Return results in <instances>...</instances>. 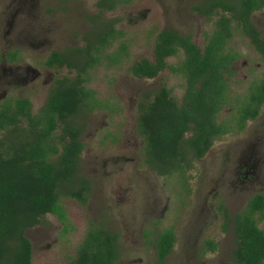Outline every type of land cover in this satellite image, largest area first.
<instances>
[{
  "label": "flooded vegetation",
  "instance_id": "obj_1",
  "mask_svg": "<svg viewBox=\"0 0 264 264\" xmlns=\"http://www.w3.org/2000/svg\"><path fill=\"white\" fill-rule=\"evenodd\" d=\"M8 1L0 11L4 15L3 23H0L6 27L2 33L4 47L0 49V88L5 87L0 91V108L3 107V104L10 101L15 103L16 101L26 100L29 111L17 113L18 118L21 120L19 124L23 126L27 124V117L24 115H31L35 121L40 115H65L64 119L69 121L73 126L71 133L76 136V140L81 146L76 172L77 181L80 178H85L90 183L85 175L79 173L83 152L88 145L84 139V132L87 128L92 131V137H99L97 142L98 146L118 145V153L111 155L105 160L101 159L103 167L107 166V163H112L115 167L114 171H118L125 169L127 163H133L130 169L132 171L138 169V166L141 164L145 169L154 172L163 180L171 178L158 174L147 163L146 139L139 132L137 120L139 115L142 114L143 108L146 107L147 110L148 105L155 100V95L163 87L170 90V96L179 105L182 103V98L185 96L188 86V76L184 73L191 70L189 68H191L194 61L196 64L204 61L209 66V69L219 71L221 73V79L227 88V104L217 113L216 121L217 123L226 122L230 130L221 133L217 138L231 133L233 130H242L249 121H255L261 115H264V100L258 104L257 102H253L252 106L257 109L253 117H250V114L240 111L245 101L250 102L253 99V94L256 92L254 89L258 86L264 74V50L257 48L256 44L257 40L258 42H264V4L253 8L248 17L242 15V9L244 10L246 4L249 2L255 1L254 3L259 5L263 0H186L187 12L177 18L174 27L162 25L157 31L150 33V36L153 35L152 38L154 40L151 54L133 60L126 68V71L131 77L138 80L154 79L164 71L171 73L175 77H181L184 80V92L182 96L180 98L175 96L172 88L166 83L156 88L141 90L139 95H136L129 104L128 115H117L121 109L119 105L110 100L98 97L92 87L90 76L92 72L99 69L102 65L106 68L117 69L116 67L119 64L128 61L130 51L126 32L121 27L120 20L117 17H107L106 13L115 11L120 5L131 4L133 0L121 3L114 9L107 11H101L96 6L97 0H95L93 11L86 16L81 15L79 18L80 24L82 25L86 21L87 28L80 27L79 21L76 23L77 26L75 28L68 27L67 24V32L61 35L62 37L68 36L66 45L63 47H60L58 38H51L53 33L51 32L50 26L43 19L41 21L38 20L39 0ZM60 1L61 4L55 7L58 9L52 10L51 8L45 10L44 16L48 20L55 19L56 13H64L68 0ZM14 3L16 8L13 7ZM148 13V9L141 13L142 18L145 19ZM17 14L22 17H19V23L15 27L14 23ZM225 20H228V27H230L229 34H227L226 28L224 27ZM145 37L149 38L148 32ZM161 38L172 39L174 42L173 54L164 57L166 64L153 77H138L134 75L130 68L136 62H156L155 48L158 43L161 44L163 42ZM69 41L70 43H68ZM233 42L244 44L252 54L256 55V58L251 59L247 53L233 46ZM25 43L29 46L28 56L25 54L27 52L21 49V45ZM187 44L190 45L189 48L186 46ZM212 45L215 48H209ZM112 47H114V50L111 49ZM38 49H40L39 53L36 52ZM258 70H261L259 71V75H255ZM247 78L249 80L247 85L242 89L243 93L233 96L230 93L232 85L239 84V81L245 82ZM196 85L197 87L201 86L200 82L196 83ZM25 86L32 89H40L41 93L38 96H33L32 92V94L27 95H16L12 99L7 98L10 87L20 89ZM70 86L77 88L78 97L75 106L69 111L68 109L64 112L50 111L51 107L49 103L51 97L57 91ZM84 87L91 90V95L87 98L83 96ZM258 98L259 96L256 97L255 101ZM133 109L134 112H132ZM223 110H229L227 112L229 117L220 119V114ZM100 111H104L105 114L99 115ZM241 115L247 116L243 121V127L240 128L238 119ZM57 124L61 125V121H57ZM54 133L59 135L61 133L60 127H57ZM191 134V130L184 133L185 136H190ZM217 138L213 139L212 144ZM212 144L201 157H192V164L196 160L203 158L211 149ZM57 146L61 149L60 143ZM247 146L248 144H246ZM255 153L256 148L253 146V152L248 151L246 155H242L243 153L240 151L239 154H241V157L237 154L236 158L233 159L231 163L232 170H228V172L231 174L229 182L234 189L250 191L259 183L257 169L262 160L260 157L255 156ZM193 168H190V170ZM190 170L185 171L184 178H186V182L180 184L184 188L183 193H188L190 190L187 186V182L191 177L189 175L191 174ZM174 177L179 178V176ZM129 190L130 188L127 187L124 191H120V201H127V196L123 198V195L128 194L127 191ZM89 193L90 184L87 196ZM255 194H261L264 197V187L261 190H257L253 196ZM146 197V207L137 211L136 214L126 212V210V213L120 212L119 214L123 218L121 224L122 229H126L128 236L122 235L119 230L113 229V225L109 223L107 224L103 221L93 223L94 227L98 229L103 228L115 237L111 249L115 253L114 264H123V253L120 244L121 238H125L127 242H132L135 247H142L145 251L153 248L156 264L164 262L169 254L173 252L175 246L184 242V230H176L173 224L167 227L161 225L166 213L169 211V197L167 196L165 199H162V196L158 193L152 196L147 194ZM217 198H219L218 188H215L211 203L207 204L205 209H202V213L205 212V214L200 216V219L203 220L206 213L209 212L211 219L204 224V226H209L211 221L213 222L221 218L223 222L220 224V228L224 232L225 229H222V226L229 220L228 207L222 201H218L215 204ZM62 199L80 201L75 197L67 196L60 199V204L67 218V212ZM85 202L80 203L85 204ZM126 215L129 216L125 218ZM45 216H54L58 219L56 214L49 213ZM116 216L115 214L114 219ZM66 218L64 222L60 221L63 225H68ZM200 224L201 221L199 220L196 226L199 227ZM40 225L38 224L34 228ZM165 229H172L175 238L172 251L162 260H159L156 241L160 233ZM192 242L195 243L193 257L196 261L201 262L205 258L215 257L213 255L219 253L220 241L212 235L208 234L206 236L203 227H200L198 232L194 233ZM81 243L82 241L76 247L74 254L68 256V264H87L84 261V257L77 254ZM33 248L34 245L32 243V263L38 264L33 261ZM231 257L232 253L225 260L219 256L216 262H219L218 264H231ZM173 264L182 263L177 262Z\"/></svg>",
  "mask_w": 264,
  "mask_h": 264
},
{
  "label": "trees",
  "instance_id": "obj_2",
  "mask_svg": "<svg viewBox=\"0 0 264 264\" xmlns=\"http://www.w3.org/2000/svg\"><path fill=\"white\" fill-rule=\"evenodd\" d=\"M128 1L97 0L96 6L107 11ZM254 2L242 9L243 16L248 17L253 8L264 4V0L259 5ZM224 27L229 34L228 20ZM161 39L163 42L155 48L156 62H136L130 68L134 75L153 77L166 64L164 57L173 54L174 42ZM256 44L264 50V42L257 40ZM189 69L184 73L188 76V86L180 105L170 96V90L163 87L137 120L139 132L146 139L147 163L166 177L184 178L185 171L192 167V157H201L213 139L230 130L226 122L216 121L217 113L227 104V88L221 73L209 69L204 61L198 64L194 61ZM198 82L201 86L197 87ZM76 90L70 86L57 91L51 97L50 111L71 110L77 101ZM254 90L253 99L245 101L240 108L250 117L257 110L253 102L264 100V74ZM90 95L91 90L84 87L83 96ZM26 111H29L26 100L7 102L0 108V264H33L32 243L25 231L41 224L49 213L64 222L66 215L60 199L67 196L85 202L89 191L87 179H76L81 146L71 133L73 126L64 119L65 115H40L36 121L31 115H24L27 124L23 126L17 113ZM246 116L239 117L240 128ZM57 127L61 129L59 135L54 133ZM188 130L192 134L185 136ZM258 219H264L261 194L250 198L234 216L235 248L231 264H264V229L258 226ZM174 238L172 229L160 233L156 241L159 260L172 251ZM114 239L103 228L89 227L77 254L87 264H114L115 253L111 251Z\"/></svg>",
  "mask_w": 264,
  "mask_h": 264
},
{
  "label": "rangeland",
  "instance_id": "obj_3",
  "mask_svg": "<svg viewBox=\"0 0 264 264\" xmlns=\"http://www.w3.org/2000/svg\"><path fill=\"white\" fill-rule=\"evenodd\" d=\"M156 1L133 0L131 4L120 5L115 11L106 13L107 17H117L120 20V25L125 30L129 42L130 56L128 61L119 64L116 67L117 69L106 68L102 65L91 73L90 79L98 97L110 100L120 106L121 109L117 115H128L129 104L136 95H139L141 90L156 88L166 83L178 98L184 92L183 78L175 77L167 71L151 80L134 79L126 71L127 66L133 60L151 54L154 40L153 35L150 36V33L157 31L162 25L174 27L177 18L187 12L188 9L185 5L186 0ZM8 2V0H0V11ZM38 3V20L43 19L50 26L53 33L51 38H58L60 47H63L66 45L68 36L62 37L61 35L67 32V24L68 27L75 28L81 15L86 16L93 11L95 0H68L64 13H56V18L50 20L44 16L45 10L58 9L55 7H58L61 1L39 0ZM13 7L16 8L15 3ZM146 9L149 13L143 19L141 13L145 12ZM19 17L22 16L17 14L15 27L19 23ZM3 20L4 15L0 13V22L3 23ZM86 25L85 21L84 25L80 24L79 26L87 28ZM5 29V25L0 23V49L4 47L2 33ZM147 32L149 38L145 37ZM232 45L247 53L251 59L256 58V55L252 54L244 44L233 42ZM28 47L27 43L21 45V49L27 52L25 53L26 56H28ZM39 51L40 49L36 52L39 53ZM249 63L251 62L249 61ZM259 71L261 70H258L255 75H259ZM248 80V78L245 82L238 80L239 84L232 85L230 93L233 96L241 95L243 93L242 89L247 85ZM4 88L1 87L0 91ZM40 93V89H32L27 86L20 89L10 87L7 98L12 99L16 95L23 94L38 96ZM132 112H134V109ZM227 112L229 110H223L220 119L229 117ZM99 113V115L105 114L104 111ZM91 133L92 131L88 128L84 132V139L88 145L83 152V158L79 166V173L89 179L90 193L85 204H81L74 199H62L67 212L68 225H63L54 216H45L39 227L28 228L25 231V235L34 245L33 261L35 263L68 264V256L74 254L78 244L83 241L88 228L94 226L93 223L98 221L109 223L113 225V229L119 230L122 235L128 236L126 229H122L123 218L119 216L120 212H133V214H136L137 211L146 207V195L150 194L152 196L156 193L160 194L162 199L169 197V211L166 213L161 225L167 227L173 224L176 230L185 231L184 242L177 244L173 252L161 264L177 262L182 264H218L219 262H216V259L219 256L223 260L230 257L235 246L233 216L245 207L257 190L264 187V115H261L255 121H249L244 129L233 130V132L224 134L214 141L207 154L192 164L191 168L194 166L193 169H189L191 177L187 182L190 189L188 193H183L184 188L180 185L182 182H186V178L171 177L163 180L154 172L145 169L141 164L138 169L132 171L130 169L133 163H127L125 169L118 171H114L115 167L112 163H107V166L103 167L101 159L105 160L118 153V145L98 146L99 137H92ZM246 144H248L247 147ZM253 146L256 148L255 156L260 157L262 160L257 169L259 183L250 191H239L230 184L231 174L228 170H232L231 163L240 151L243 153L242 155H246L248 151L253 152ZM239 156L241 157V154ZM127 187L130 190L127 191L128 194L123 195V198L127 196L128 199L126 202L120 201V191H124ZM215 188H218L219 196L215 200V204L222 201L228 207L229 220L222 226V229H225L224 232L220 228V224L223 222L221 218L211 221L209 226H204L205 222L211 219L209 212L206 213L203 220L200 219V216L205 214V212L202 213V209H205L206 205L211 203ZM115 214L117 216L114 219ZM128 216L126 215L125 218ZM199 220L201 224L198 227L196 223ZM258 226L264 229V219H258ZM200 227H203L206 236L208 234L212 235L220 241L219 253L213 255L215 257L205 258L201 262L196 261L193 257L195 243L192 242L194 233L198 232ZM121 239L123 264H156L153 248L145 251L142 247H135L132 242L125 241V238Z\"/></svg>",
  "mask_w": 264,
  "mask_h": 264
}]
</instances>
